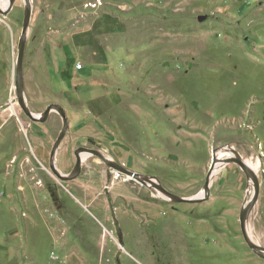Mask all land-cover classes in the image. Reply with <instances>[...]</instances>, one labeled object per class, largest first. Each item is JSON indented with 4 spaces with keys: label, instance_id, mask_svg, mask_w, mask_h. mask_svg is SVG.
Here are the masks:
<instances>
[{
    "label": "rangeland",
    "instance_id": "rangeland-1",
    "mask_svg": "<svg viewBox=\"0 0 264 264\" xmlns=\"http://www.w3.org/2000/svg\"><path fill=\"white\" fill-rule=\"evenodd\" d=\"M30 2L25 99L36 115L50 105L66 111L58 172L70 175L76 151L94 149L191 199L204 195L218 151L233 147L251 168L260 165L247 222L264 248V0ZM25 13V0L0 13V264H264L241 231L255 183L236 163L215 168L199 204L175 203L96 155L72 180L52 171L63 119L53 111L33 122L18 101ZM103 15L119 28L101 34ZM93 27L108 54L92 74L104 104L92 109L75 92L50 90L55 67L47 50L46 68L39 57L52 43L84 45L76 36Z\"/></svg>",
    "mask_w": 264,
    "mask_h": 264
},
{
    "label": "water",
    "instance_id": "water-1",
    "mask_svg": "<svg viewBox=\"0 0 264 264\" xmlns=\"http://www.w3.org/2000/svg\"><path fill=\"white\" fill-rule=\"evenodd\" d=\"M26 1V13H25V18H24V23H23V33L22 37L20 40V49H19V55H18V79H17V95H18V101L19 104L24 111L25 115L29 117L30 120L33 122H45L49 116L52 114L53 111H57L60 116L63 119V128L62 131L52 149L51 153V169L52 171L60 178L63 179L64 181H69L74 179L75 177L79 176L82 170V164H83V158L84 156L88 155H96L99 158L102 159L108 166H111L117 170H120L122 173H124L127 176L133 177L136 180H139L143 183H147L149 185H155V187L167 198L173 200L175 203H186V204H199L204 202L209 198L210 194V177L211 173L215 170L216 168V161L217 157L214 156V161L211 167L210 174L207 177L206 184L204 191H206L205 195H199L195 198L187 199V198H182L179 197L170 191L166 190L164 187L160 186L157 184L152 178L146 175H141L136 172L130 171L127 168H125L122 165H119L111 160H109L105 155L100 153L99 151H96L94 149H87V148H81L78 151H76V164L74 167L73 173L70 175H62L58 172L56 169V166L53 162L54 156L56 155V152L58 150V147L60 146L61 142L65 138L68 130H69V119L67 117L66 111L64 108L58 106V105H50L42 114L36 115L34 114L30 108L28 107V104L25 99V82H24V75H23V65H24V56H25V50H26V45H27V36H28V30L30 27L31 23V18H32V5L30 0H25ZM17 0H9V6L5 11L0 9V13L4 14L5 16L8 15ZM221 164H228V163H236L242 171L245 173L248 179H252L255 183V194L252 199V201L245 205L244 208L241 211L240 214V225H241V231L243 234V237L249 247L262 259H264V248L255 244L252 239H250V234L248 231V216L250 214V211L256 201L258 200L259 194H260V188H259V181L256 172L248 165L246 162L240 158L239 156H232L226 159H220L218 161Z\"/></svg>",
    "mask_w": 264,
    "mask_h": 264
},
{
    "label": "crops",
    "instance_id": "crops-1",
    "mask_svg": "<svg viewBox=\"0 0 264 264\" xmlns=\"http://www.w3.org/2000/svg\"><path fill=\"white\" fill-rule=\"evenodd\" d=\"M120 23L109 15L100 16L98 19V27L102 30L103 35L110 33L113 29L119 28ZM77 42L84 40V45H76L70 43L63 51L59 50L60 45H48L44 52L40 54V61L43 67H47L48 56L45 50L49 52L50 59L55 67V70L49 71L52 75L47 80L46 85L50 90L57 92H75L79 100L87 103L92 109L96 106H103L104 103L100 100L97 94L96 79L92 76L93 73L99 72L103 68L104 58L107 56L108 51L105 46L97 42L100 36L96 35L95 27L88 29L86 35L76 36ZM71 59V63L69 62ZM69 60V61H68ZM75 61H83L84 66L82 70L76 69ZM76 65H75V64ZM50 69V68H49ZM104 102L116 101L115 95L105 96ZM50 100H57L52 97ZM80 101V102H81ZM61 102V101H59ZM96 105V106H95ZM95 110V109H94ZM68 117V116H67ZM70 127V121H69Z\"/></svg>",
    "mask_w": 264,
    "mask_h": 264
},
{
    "label": "bare ground",
    "instance_id": "bare-ground-1",
    "mask_svg": "<svg viewBox=\"0 0 264 264\" xmlns=\"http://www.w3.org/2000/svg\"><path fill=\"white\" fill-rule=\"evenodd\" d=\"M4 5H5V9H7V7L9 6V0H6L5 3H4ZM12 108H13V107H12ZM228 151H229V153H231V155H233V156H238V153H237V151L235 150V148H233V147H227V148H224V149L218 151V153L216 154L217 160H220L219 158H220L225 152H228ZM84 157H85V156H84ZM107 158H108V157H107ZM108 159H109V158H108ZM53 162H54L55 166L57 167V165H56V163H55L54 160H53ZM220 166H222V164H219V162H217V163H216V167H220ZM259 167H260L259 163H257V165L252 166V168L255 169L254 171H256V172H257V169H258ZM251 185H253V184H252V181H251ZM203 194H204V195L206 194L205 191L203 192Z\"/></svg>",
    "mask_w": 264,
    "mask_h": 264
},
{
    "label": "built area",
    "instance_id": "built-area-1",
    "mask_svg": "<svg viewBox=\"0 0 264 264\" xmlns=\"http://www.w3.org/2000/svg\"><path fill=\"white\" fill-rule=\"evenodd\" d=\"M82 68H83V64H82V63H78V64L76 65V69H77V70H82ZM121 175H122V173L119 172V171H117V173H116V178L119 179V178L121 177Z\"/></svg>",
    "mask_w": 264,
    "mask_h": 264
}]
</instances>
